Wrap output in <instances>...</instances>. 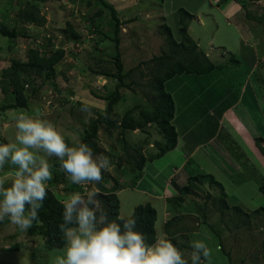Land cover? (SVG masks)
<instances>
[{
	"label": "rangeland",
	"instance_id": "rangeland-1",
	"mask_svg": "<svg viewBox=\"0 0 264 264\" xmlns=\"http://www.w3.org/2000/svg\"><path fill=\"white\" fill-rule=\"evenodd\" d=\"M106 1L115 7L119 18L124 22L120 33V48L124 72L127 73L125 77L127 85L121 88L125 98L115 105L113 112L115 119H120L129 107L135 108L137 115L142 108H153L156 99L154 76L159 68V62L154 61L153 57L163 53L171 54L172 51V44L168 41L162 24L166 22L171 26L177 41H180L181 36L177 31L179 25L177 8L181 6L194 13L188 30L192 39L205 51L214 50L215 56H210L215 62L229 60L232 56L239 59L240 64L235 67L218 68L205 74H179L167 84L168 89L175 90L177 111L173 123L177 129L184 127L191 137L200 136L207 139L211 135L216 136L217 141L228 140L225 134L227 129H222L223 133L221 129L217 130L220 126L214 122L215 117L210 116L208 109L213 106L215 113H219L234 97H237L245 81L242 78H245L255 66L249 85L253 83L258 86L259 97L256 101L262 100L264 106V0L248 1L246 7H242L241 3L237 2L232 3L230 7L228 4L224 7L227 15L217 8L218 6L222 8V3L216 5L208 0ZM29 14L35 16L38 21L29 20ZM68 23L82 32L83 41L69 40L66 33ZM114 27L115 21L110 9L99 0H0V106L5 102L15 101L14 94H6L4 91V86L8 85L10 88L12 85L5 81L8 78L3 74L4 70L12 65L13 60L26 61L31 46H37L48 54L56 48L63 47L65 50V56L56 66L52 76L49 78L38 76L35 79L34 85L37 91H33L32 86H26V94L29 97L28 108L0 111V135L6 142L14 141V117L21 112L34 115L37 108L41 110L43 118L53 122L66 134V141L69 144L81 142L85 131L89 129L90 121L96 118L97 114H104V96L114 89L113 76L99 73L102 69L114 71L116 67L112 41L115 36ZM13 30L16 32V37L3 34L4 31ZM255 124L254 128L257 130L254 135L251 133L249 136L256 152L261 155V149L255 144V136L264 137V122L260 119ZM187 126L190 127L189 130ZM146 128L148 130H128L123 135L120 128L101 126L96 143L107 151L102 155L111 160V171L103 174L102 183L107 187L118 184L120 212L125 217L132 215L136 206L140 204L151 203L156 207L159 214L158 237L167 238L162 202L156 200V197L149 192L136 188V178H134L136 172L132 170L130 163L123 161L128 153H135L133 145L141 146L142 140H148V144H157L163 140V132L158 125L152 123ZM126 141L130 145L128 149ZM262 144L264 146V142ZM153 146L146 144L142 149L143 154L156 153ZM227 146L228 152L227 148L224 149L225 152L231 155L238 154L237 143L233 139L227 142ZM239 154H235L234 158L230 159L231 164L234 162L240 165V171L232 174L234 184L249 179L255 186L256 192L251 198H246L244 203H240L243 209L241 213L232 211L225 216H222L223 214L208 216L207 222L218 228L217 231L221 232L222 236L216 235L209 228V223H203V219L206 221L205 216H184L186 218L182 219V224H185L182 226L187 227V224L196 226L197 222L200 225L194 233L185 231L181 233L182 235L178 237V240L184 243L180 246L181 249L186 256H190L191 243L203 241L210 251L207 260L202 258L205 264H231V261L232 264H264V209H259L257 212L251 210L254 205L256 209L264 207L262 198H260L262 202L252 205V198L260 188L261 173L257 165L252 161H245ZM57 162L59 161L52 158L53 179L48 187L54 190L61 200L66 199L74 191L83 192L93 187V185L69 183ZM120 162H122L121 166ZM205 162L204 165L202 164L204 169L213 173L218 179L222 174L223 177L226 176L222 166H225V169L229 166L227 168L222 162ZM158 163L155 161L153 164H148L147 171L157 168ZM158 170L151 176L157 177ZM13 171L11 167H6L0 169V175L11 176ZM55 177L58 179L55 180ZM147 180L149 182V179ZM204 181H210V178ZM94 187L98 189L97 185ZM153 187L155 188L152 190H157L155 184ZM203 192H208V189ZM221 198L222 191L213 196V200L218 203L216 207L219 211L220 208L222 209L219 213H223L226 209ZM178 200L175 199L176 202ZM226 202H229V199ZM194 209L196 210L195 205ZM231 216H235L236 220L240 216H247V219L248 216H252L249 218L252 220L249 224L242 223L241 227L235 228L237 224L234 222L227 224V218ZM33 239L28 231H21L10 222L0 225V264H55L57 257L63 255L64 248L48 249L44 245L42 235L35 237V242L38 241L35 247ZM35 248L38 253L36 258L32 256ZM227 252L231 254V259Z\"/></svg>",
	"mask_w": 264,
	"mask_h": 264
},
{
	"label": "trees",
	"instance_id": "trees-1",
	"mask_svg": "<svg viewBox=\"0 0 264 264\" xmlns=\"http://www.w3.org/2000/svg\"><path fill=\"white\" fill-rule=\"evenodd\" d=\"M104 6L108 7L111 12V16L115 21V36L112 38L114 49H115V70L114 71H106L101 70L99 73L107 74L109 76H113V80L115 82L114 89L109 92L107 96H104V114H97L96 118H93L90 121L89 129L85 131L84 137L81 142L89 144L96 154H104L107 153L106 150L99 147L96 143V139L99 135V130L102 125H106L108 128H120L122 134L124 135L128 130H148L146 128L147 125L155 123L159 126L160 130L163 132V140L154 144V151L156 153H152L149 155L143 154L142 149L145 148L146 144H148V140H142L143 144L141 146L133 148L135 149V153L127 155L125 158V162L130 163L132 166V170L136 172L135 178L136 181L143 175V169L147 162H152L155 159L161 158L165 156L169 151L174 150L177 147L178 143V131L173 123L176 112V104L172 93H170L165 86V83L175 77L176 75L183 73H198L205 74L210 73L212 71H216V69L235 67L240 64V60L234 57H230L229 60L223 61L221 63H216L212 61L205 51L200 50L198 44L195 40L192 39L189 34V25L190 19L193 18L194 14L188 11L185 7H179L177 9V13L179 15V25L177 26V31L181 36V40L177 41L176 35L166 22L162 24V27L165 29L167 33V39L172 44L171 54H160L153 57L154 61L159 62V68L156 71L155 79L156 82L154 84L156 99L153 104L152 109L142 108L140 114L135 113V108L129 107L121 116L120 119H115L113 117V112L115 105L118 104L121 100H124L125 94L122 93L121 88L126 87L125 77L126 72H124V62L122 58L121 52V39L120 33L123 25V20L119 18V15L115 9V7L108 3L106 0H99ZM224 1V2H223ZM223 8L226 5H230L232 3H241L242 7H246L248 1L255 2L259 0H223ZM225 9V8H224ZM100 11V10H99ZM101 12H99L100 14ZM254 19H258L255 16H252ZM29 20L38 19L29 14ZM261 20V19H259ZM35 22V21H34ZM92 32V31H91ZM94 32V31H93ZM92 32V33H93ZM66 33L68 34L69 40L73 42L83 41V34L81 31L77 30L71 23L67 24ZM4 35H9L10 37H16V32L13 31H4ZM110 38V37H109ZM76 54V52H75ZM65 50L63 47L56 48L55 51H50V53H46V51H42L37 46H31L28 52V59L26 61L23 60H13L12 65L4 70V76L8 78L5 80L7 83H10L12 87L8 88V85L4 86L5 93L14 94L15 101L5 102L0 106V111H8L14 108H28L29 107V97L26 94V86H32L33 91H37V87L35 84V79L40 76L44 78H49L55 73L56 66L59 62L64 58ZM100 61V60H99ZM93 96H94V92ZM125 102H123L124 105ZM125 107V106H124ZM145 133V132H144ZM149 141H151L149 139ZM0 142H6V140L0 135ZM256 145L261 149V152L264 154V137L258 136L255 137ZM126 148H130L129 142L126 141ZM145 144V145H144ZM153 151V150H152ZM151 151V152H152ZM245 160H248L247 157H243ZM249 161V160H248ZM59 162H57L58 164ZM122 165V162L119 164ZM210 178V180L215 181L222 191V200L224 201L225 210L222 216L231 213L230 211L239 212L243 210L241 205H230L228 200V194L225 191V188L222 183H219L215 180L212 174H192L188 177V183L180 188V195L176 196L172 199H179L177 202L180 206L183 204L187 195L192 193H198L197 191H202L198 183H203L204 178ZM205 178V179H206ZM58 178L55 177V180ZM260 190L264 193V179L260 178ZM98 190L102 193L100 199V207L105 211H108L110 214V219H116L118 214H121V202L118 194L119 186L118 184L113 187H107L102 182L97 185ZM207 196L208 200H211L214 196L213 192L208 189ZM63 200L57 195V193L49 187L48 194L43 202V206L39 209V223H34L33 227L28 230V234L34 238L37 235H42L44 237V245L48 249H63L65 246V241L59 229V224L62 221V213L63 206L61 204ZM214 203H217L214 201ZM218 204V203H217ZM220 208V207H219ZM259 209H264V207H258L253 212H257ZM222 212V209L220 208ZM137 219L138 227L144 232L146 239L149 243L153 242L156 238H158V229H157V221H158V211L156 207H154L151 203L140 204L136 206L133 214ZM230 216V215H229ZM184 216H172L167 222H165V232L167 233V238L169 239H178L180 232H188L193 228H184L183 226L178 229H173V227L182 221L180 219ZM187 217V216H186ZM185 217V218H186ZM252 216H240L238 220H236L235 216H231L227 218V224H232L234 222L236 225L235 228L241 227L242 223H250L252 219H249ZM255 217V216H254ZM208 216H205V220L203 219L204 224H208L207 222ZM254 219V218H253ZM10 221L8 218H5L3 221H0V225H5ZM209 228L218 236H222L221 232L217 231V229L212 225L208 224ZM197 227V226H196ZM195 227V228H196ZM233 227V226H231ZM234 228V227H233ZM219 230V229H218ZM222 239V237H221ZM179 241V246L184 245ZM38 241L35 242V246H37ZM223 245V243H221ZM264 246V242H263ZM223 251L225 250L222 246ZM225 252V251H224ZM227 255L231 254L227 252ZM32 256L36 258L38 256L37 249L35 248L32 251ZM232 264V261H231Z\"/></svg>",
	"mask_w": 264,
	"mask_h": 264
},
{
	"label": "clouds",
	"instance_id": "clouds-1",
	"mask_svg": "<svg viewBox=\"0 0 264 264\" xmlns=\"http://www.w3.org/2000/svg\"><path fill=\"white\" fill-rule=\"evenodd\" d=\"M14 120V141L0 142V169H14L11 176L0 175V221L8 218L24 232L40 222L38 212L53 179L52 158L69 183L93 185L61 202L59 229L66 243L55 264H205L202 258L207 260L210 251L203 241L192 242L186 256L178 239L158 237L149 243L134 215L110 219L100 207L102 193L94 187L111 171L107 156L95 154L84 142L69 144L39 108L34 115L21 112Z\"/></svg>",
	"mask_w": 264,
	"mask_h": 264
},
{
	"label": "crops",
	"instance_id": "crops-1",
	"mask_svg": "<svg viewBox=\"0 0 264 264\" xmlns=\"http://www.w3.org/2000/svg\"><path fill=\"white\" fill-rule=\"evenodd\" d=\"M208 1L216 5L220 4L221 2V0ZM231 5L232 4H230L229 7ZM217 8L221 11H224V14L227 15L226 10L223 7L220 8V6H218ZM228 16L230 15L228 14ZM212 41L213 39L211 40V42ZM197 44L202 49L201 45L198 42ZM203 51L205 50L203 49ZM213 51L214 50L209 49L208 51H205V53L209 57H211L210 55L215 56L213 54ZM211 59L212 61H214L212 57ZM216 63L221 62L217 61ZM254 68L250 70L245 78H242L245 81H243L242 83V90L240 94L237 97H234L226 107L221 109L219 113H215V109L213 106L209 107L208 109V113H210V116L215 117L214 122H216L220 126V128L217 127V130L221 129L222 131V129H227L225 134H227L226 136L228 140L225 141V139H222L220 141H217V137H213L211 135L207 139L200 136L191 137L186 133L187 131L184 127H182L181 129H177V127L175 126L179 133L177 147L174 150L169 151L165 156L155 159L152 162L146 163L143 169V175L136 181V188L139 187L142 190L149 192L151 195L156 197V200L162 202V212L163 218L166 219L165 222H167L172 216L221 215V213H219V209L216 207L217 203H214L213 197L211 200L206 199L207 196L202 191H197V194L192 193L187 195L181 206L178 202L175 201V199L171 200V198H175L176 196L180 195V188L188 183V177L192 174H212L217 182L223 184L225 191L229 196L228 199L230 205H241L240 203H244L247 199L251 198V196L256 192V189L255 186L251 184L250 180L248 179L246 182L234 184V180L232 179V174L236 171H240L239 164H235L234 162L231 164L230 159L234 158L235 154L238 155L240 153L239 155H241V157H247L249 161H252L255 165H257L259 172L261 173L260 178L264 179V154L262 153L260 155L256 152L255 148L251 144V137L249 136L251 135V133L254 135L255 130H257L254 128L256 122H259L260 119H262V121L264 122V106L262 100L256 101V98L259 97L257 93L258 86H255V84L253 85V83L251 86L249 85V80L253 74ZM172 79L168 80L165 83V86L166 89L170 93H172L175 100V90L171 91L167 88V84ZM187 129L189 130L190 127L187 126ZM231 139H233V141L237 143L236 149H238L239 151L238 154L234 153L231 155L230 153H227L229 148L227 146V142H230ZM226 148L227 152H225L224 150ZM167 156L170 158H167ZM248 160L245 161L249 162ZM155 161L156 163L157 161L159 162L156 165L157 168H152L150 172L149 170L147 171V165L153 164V162ZM205 161H208L209 163H212V161H214L215 163L222 162L224 163V165H226L227 168L229 166V170L225 169V166H222V169L226 176L223 177L222 174V177L218 179L213 173L205 170L203 167V163H206ZM156 170H158L157 177L151 176V174L153 175V172H155ZM147 179H149V182ZM227 179L228 182H226ZM154 184L157 187V190H155L156 192L152 190L153 188H155L153 187ZM198 184L203 191L206 189H210V191L212 192L214 190L213 194H216L217 192L219 193V191H221L220 186L212 180L204 181L203 183ZM258 189L259 190L257 191V193L252 198V205H254V203L256 202H262L260 201V198L264 200V193L260 190V188ZM207 193L208 192H206V194ZM191 197L194 201L191 199ZM194 205L196 206V210L194 209ZM254 209L256 210L255 205L251 210ZM180 219H185V217H181ZM182 222L183 221L180 220V222L176 224L173 229L176 230L178 228H181L182 225H185L182 224ZM198 223L199 222H197L196 226L200 225ZM187 225V227H183L188 229L193 228L192 230L188 231L190 233H194L198 229L196 226H192L191 224ZM181 233L183 232H180V234L178 233V235H182Z\"/></svg>",
	"mask_w": 264,
	"mask_h": 264
}]
</instances>
